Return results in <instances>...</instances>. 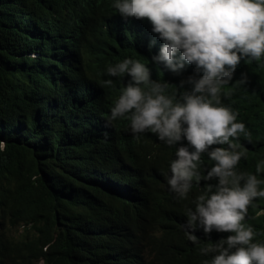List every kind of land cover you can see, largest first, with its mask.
I'll list each match as a JSON object with an SVG mask.
<instances>
[{
	"label": "clouds",
	"instance_id": "9594fccd",
	"mask_svg": "<svg viewBox=\"0 0 264 264\" xmlns=\"http://www.w3.org/2000/svg\"><path fill=\"white\" fill-rule=\"evenodd\" d=\"M81 1L74 17L87 48L111 60L99 58L104 74L87 75L80 97L96 103L101 144L110 163L124 167V175L112 172L120 195L131 197L135 185L148 210L137 243L145 259L133 256V263L264 264L255 224L264 215L255 200L264 199V180L240 166L245 124L236 110L218 106L241 59L264 57V0ZM116 45L118 57L109 52ZM148 56L168 73L165 80L151 78ZM170 86L173 96L165 93ZM34 236L31 225L0 226V264H47L13 253L21 242L32 247Z\"/></svg>",
	"mask_w": 264,
	"mask_h": 264
},
{
	"label": "trees",
	"instance_id": "16d2710c",
	"mask_svg": "<svg viewBox=\"0 0 264 264\" xmlns=\"http://www.w3.org/2000/svg\"><path fill=\"white\" fill-rule=\"evenodd\" d=\"M81 6V0H0V226L34 228L33 246L21 242L13 252L27 259L136 264L133 256L145 259L137 243L148 210L135 185L131 197L120 195L112 172L124 175V167L113 166L101 144L96 103L80 97L87 75L104 74L99 58L111 60L103 49L87 48L74 17ZM120 40L132 52L139 49ZM109 52L123 54L117 45ZM82 61L83 76L76 75ZM143 63L153 80L168 76L153 56ZM165 93L173 96L175 87ZM220 100L218 106L236 110L246 126L241 168L264 180V172L256 173L264 160V57L242 58ZM255 200L264 209V199ZM255 224L264 238V215Z\"/></svg>",
	"mask_w": 264,
	"mask_h": 264
},
{
	"label": "rangeland",
	"instance_id": "374dc122",
	"mask_svg": "<svg viewBox=\"0 0 264 264\" xmlns=\"http://www.w3.org/2000/svg\"><path fill=\"white\" fill-rule=\"evenodd\" d=\"M19 231H21V229H19Z\"/></svg>",
	"mask_w": 264,
	"mask_h": 264
},
{
	"label": "bare ground",
	"instance_id": "6f19581e",
	"mask_svg": "<svg viewBox=\"0 0 264 264\" xmlns=\"http://www.w3.org/2000/svg\"><path fill=\"white\" fill-rule=\"evenodd\" d=\"M24 25V24H23Z\"/></svg>",
	"mask_w": 264,
	"mask_h": 264
}]
</instances>
